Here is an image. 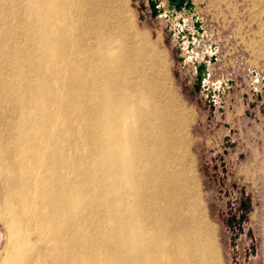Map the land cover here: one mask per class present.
Wrapping results in <instances>:
<instances>
[{
  "label": "bare ground",
  "instance_id": "1",
  "mask_svg": "<svg viewBox=\"0 0 264 264\" xmlns=\"http://www.w3.org/2000/svg\"><path fill=\"white\" fill-rule=\"evenodd\" d=\"M150 1L180 40L183 14L206 34L192 0ZM120 2L0 0V264H222L191 117Z\"/></svg>",
  "mask_w": 264,
  "mask_h": 264
},
{
  "label": "rangeland",
  "instance_id": "2",
  "mask_svg": "<svg viewBox=\"0 0 264 264\" xmlns=\"http://www.w3.org/2000/svg\"><path fill=\"white\" fill-rule=\"evenodd\" d=\"M147 1L118 5L137 41L159 56L167 90L191 117L202 228L214 231L222 264H264V0H192L206 33L194 43L193 16L182 15L189 35L180 40L176 23L153 17ZM212 46L208 88L197 90L195 62L211 58ZM5 246L0 221V252Z\"/></svg>",
  "mask_w": 264,
  "mask_h": 264
},
{
  "label": "water",
  "instance_id": "3",
  "mask_svg": "<svg viewBox=\"0 0 264 264\" xmlns=\"http://www.w3.org/2000/svg\"><path fill=\"white\" fill-rule=\"evenodd\" d=\"M150 9L152 11V16L156 18L157 12H156V6H154V3L150 1ZM206 65L205 63H199L196 64V89L199 90L200 88L203 87V81H204V76L206 73Z\"/></svg>",
  "mask_w": 264,
  "mask_h": 264
},
{
  "label": "crops",
  "instance_id": "4",
  "mask_svg": "<svg viewBox=\"0 0 264 264\" xmlns=\"http://www.w3.org/2000/svg\"><path fill=\"white\" fill-rule=\"evenodd\" d=\"M174 24V23H173Z\"/></svg>",
  "mask_w": 264,
  "mask_h": 264
}]
</instances>
